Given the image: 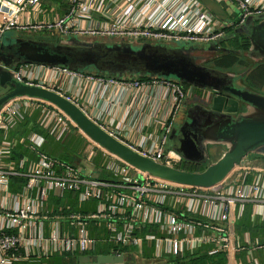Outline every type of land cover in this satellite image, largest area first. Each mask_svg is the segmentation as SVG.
I'll return each mask as SVG.
<instances>
[{"label": "built area", "instance_id": "obj_1", "mask_svg": "<svg viewBox=\"0 0 264 264\" xmlns=\"http://www.w3.org/2000/svg\"><path fill=\"white\" fill-rule=\"evenodd\" d=\"M64 2L63 15L38 19L44 0H0V40L17 30L214 43L250 17L264 16V0L233 1L239 13L230 23L218 20L198 0ZM9 70L19 83L64 96L141 155L176 167L167 154L168 134L181 107L195 97L194 86L185 89L162 78L120 80L37 64ZM108 90H116L119 98L104 96ZM35 114L44 133L56 140L79 130L56 106L36 98L16 97L0 110V264L56 254L93 255L100 245L117 256L142 253L145 247L158 259L188 258L198 251L209 256L248 251L258 264L253 253L264 249V243L248 232L239 236L235 224L247 207L253 226L264 223V167L245 162L217 186H185L143 173L82 131L92 143L70 163L45 151L48 140L39 132L12 136L27 115ZM23 144L30 156L16 158ZM105 172L117 178H107Z\"/></svg>", "mask_w": 264, "mask_h": 264}, {"label": "water", "instance_id": "obj_2", "mask_svg": "<svg viewBox=\"0 0 264 264\" xmlns=\"http://www.w3.org/2000/svg\"><path fill=\"white\" fill-rule=\"evenodd\" d=\"M205 9L224 23L231 16L215 0H198ZM259 19V20H257ZM257 24H247L245 31L250 41L252 56L264 58V17L251 18ZM244 28L235 29L239 34ZM232 35V34H231ZM59 43L25 39L5 33L0 40V110L11 99L30 97L48 102L65 113L88 138L143 173L169 182L199 188H212L223 183L232 171L245 164L252 152H264V95L247 87H240L227 74L202 67L186 53L195 50L190 42H160L148 44L115 43L108 39H82L78 36L61 38ZM222 40V39H221ZM221 40L204 51L231 53L219 48ZM18 64H37L58 67L92 75L176 77L208 94V107L194 104L188 107L183 125H173L168 145L176 141L185 160L204 163L205 145L226 143L229 151L202 172L186 171L179 167L158 163L112 137L92 121L76 104L64 96L37 86L15 81L9 69ZM124 78V77H123ZM175 81V80H173ZM242 107L246 112H241ZM128 254L80 255L77 264H126Z\"/></svg>", "mask_w": 264, "mask_h": 264}, {"label": "rangeland", "instance_id": "obj_3", "mask_svg": "<svg viewBox=\"0 0 264 264\" xmlns=\"http://www.w3.org/2000/svg\"><path fill=\"white\" fill-rule=\"evenodd\" d=\"M236 0H225V2L222 4L223 7L228 11L229 15L231 16V18L233 17V19H236V16L239 13L237 4L235 2H233ZM60 2H62L63 4H65L64 0H60ZM260 16H253L250 17L249 19H247V21L241 26V29L244 28L242 31H240V35H244L245 37H247V32L245 31V28L248 26L247 24H257L259 19L255 20V21H251V18H259ZM264 17V16H263ZM247 25V26H246ZM240 28V27H239ZM7 33H11V34H15V35H19V37L21 38H25V39H32V40H36V41H42V42H50V43H59L61 42V38L63 37H67L64 36L58 32L56 33H47V32H20L17 30H12V31H8ZM79 38L82 39H104L101 40V43H106L108 44L109 41H107L108 39L110 40H114L115 43L117 42H124V43H131V44H150V43H160L163 41H157L154 39H147V38H143V39H137L134 37H100V36H89V35H79ZM169 42H174V41H169ZM179 42H184V41H179ZM193 45L195 46V50H187L185 51V53L193 60L195 61V63H197L198 65L205 67V68H209V69H214L220 72H223L225 74H227L228 76L234 78V80L236 81V84L240 87H247L249 89L250 88L245 81L247 72L244 68L241 67H235L232 70H219L215 67L214 65V61L217 60L218 58H220V56L222 55L220 52L218 51H204L203 48H206V46L208 48L212 47L213 44L211 42L208 43H203V42H192ZM242 60H245L251 67L255 66L256 64L262 63L264 62V58L258 57V56H252L251 52L247 51L246 53H244L241 56ZM163 78H170L171 80H175L177 81L176 77L172 76H168L166 74H162ZM114 76V75H112ZM124 77V78H123ZM122 78H119L120 80H125L127 77L128 78H133L135 80H137L138 78H158L156 76H130V75H125ZM182 83V82H181ZM191 86V85H190ZM253 90V89H252ZM256 91V90H254ZM258 92V91H256ZM260 94L264 95V88L262 89L261 92H258ZM207 95L205 91L203 90H199L197 89V92L195 94V97L190 100L188 103L184 104L181 107V110L178 112V115L176 116L175 120H174V125L176 127H181L184 123V119H185V115H186V111L188 109V107L194 105V104H199L203 107H208L209 103H207ZM241 112H246V108L242 107ZM38 115V114H37ZM26 117H34L33 116H29L27 115ZM25 117V118H26ZM37 117H34L33 119H35ZM37 120V119H36ZM25 121V119H24ZM69 133V132H68ZM65 134L60 140H56V138L54 139V137L52 138L53 141L48 143L46 145V151L48 153H51V155L56 156L58 158H62L65 160H69L71 155L74 154H78V155H84L85 152L87 151V149L89 148V146L91 145L92 142L88 141L87 139L84 138L83 134L81 133L80 130H78L76 133H69V134ZM20 137H24V136H20ZM206 147V152H207V160L204 163H201L203 166V170H206L210 165H213L214 163L218 162L224 155L225 153H227L229 151V145L226 143H213V144H207L205 145ZM48 149V150H47ZM179 150V148H178ZM51 151V152H50ZM58 151V153H57ZM185 159H182V162ZM246 162H250L256 166H262L264 167V152L263 151H257V152H252L247 156ZM97 163H101V157L100 155L97 158ZM201 171V172H202ZM105 176L107 178H117L115 175L105 172ZM264 250V249H262ZM260 250V252H264ZM59 256H62L60 254H58ZM64 255H68V254H64ZM254 257H258L260 260V263L264 264V256L260 253H258V256H254ZM65 259H69V258H65ZM65 259H54L55 263L57 264H77L76 260H74V262L69 259V260H65ZM134 264H141L140 262L134 261ZM51 263H54L53 261Z\"/></svg>", "mask_w": 264, "mask_h": 264}, {"label": "trees", "instance_id": "obj_4", "mask_svg": "<svg viewBox=\"0 0 264 264\" xmlns=\"http://www.w3.org/2000/svg\"><path fill=\"white\" fill-rule=\"evenodd\" d=\"M55 1V0H54ZM56 1H60V0H56ZM232 34V35H231ZM250 41L247 37H245L244 35H240V34H235V30L231 29L228 31V35L226 36V38L222 39L221 42L218 44L219 48H226L228 50L231 51V53H226V52H220L222 55L220 56V58H218L217 60L214 61V65L217 69L219 70H232L235 67H241L244 68L247 72L245 81L246 84L252 88L253 90H256L258 92H261L262 89L264 88V62L256 64L255 66H250L245 60L241 59V56L246 53L247 51H249L250 49ZM96 76H102V77H106V78H115V79H119L116 76H112V75H96ZM151 78H138L137 80L139 81H149ZM125 80H135L133 78H126ZM181 85L187 89L190 87L189 84L186 83H181ZM34 117H38L37 114L34 115ZM34 117H26L25 121H23L22 123L19 124V126L16 128V131L12 132V136H26L29 132H39L43 135L46 136L47 138V143H50L53 141L52 137L46 135L43 131V129L37 124V118L33 119ZM73 134V133H72ZM47 145V144H46ZM29 149L26 146V144L23 145H19V152L16 153V158H20L23 157L25 155H29L30 153L28 152ZM45 151H46V146H45ZM75 155V154H74ZM71 155L69 160H65L62 159L66 162H70V163H75L78 161V158L76 159V161L72 162L75 159V156ZM179 167L183 170L186 171H192V172H201L203 170V166L201 163H196V162H191L188 160H184L183 162H181V164L179 165ZM13 182H19L20 185H22L24 183V180L21 179H14ZM60 203V202H58ZM73 209L74 211L78 210V207L76 205V202L73 201ZM249 219V215H245V218L243 219L244 221H246V226H245V230L250 229L249 224L247 225V223L250 221ZM242 220L241 224L244 222ZM250 223V222H249ZM252 223V222H251ZM240 224V223H239ZM241 226H244V224L239 225L238 227V231L241 232ZM251 226V224H250ZM252 230H254V232L257 231V235H263L264 234V223H256L254 226H252ZM153 230L147 229L146 232H151ZM95 234V233H93ZM97 237H100V233H96ZM103 237H105V235L103 234ZM260 237V236H259ZM263 242V239H262ZM109 247L100 245L99 249L93 254V255H108L110 254L109 252ZM144 251H148L145 247H144ZM80 255L75 254V255H62L59 256L58 254L53 255L51 257L48 258H41V260H38L37 263H28L29 261H20V262H16L14 264H42L43 262H45L47 259L50 260L49 264H57L55 263L54 259H65L66 257L71 259L73 262L74 260H76V262H78V257ZM188 258H190L189 263L188 264H226V257L221 255H216L214 257L211 256H201V257H196V256H188ZM69 259H65V260H69ZM54 263H51V262ZM47 262V261H46ZM134 259L132 254L129 256V259L127 260L126 264H134Z\"/></svg>", "mask_w": 264, "mask_h": 264}, {"label": "crops", "instance_id": "obj_5", "mask_svg": "<svg viewBox=\"0 0 264 264\" xmlns=\"http://www.w3.org/2000/svg\"><path fill=\"white\" fill-rule=\"evenodd\" d=\"M43 10H44V13L39 15L38 19H54L58 16L63 15L66 12L67 5L63 4L60 1H56V0L55 1L54 0H44ZM232 19H233V17H232ZM115 91L114 90H108V92L106 94H104V96H107V98L108 97L109 98H115V97L119 98V95L116 96L117 94H115ZM95 98L96 97H93L92 101H94ZM179 146L180 145L177 141H176V143H174L171 146H169L168 142H167V154L170 155V157H169L170 161L173 162V164H175L176 167H179V165L182 162V159H184L178 150ZM57 153H58V151H57ZM49 154H51V153H49ZM53 155H55V154H53ZM74 156H75V159L72 162L76 161V159L79 158L78 154H75ZM245 215H249V219H250V221H249L250 223L249 222L247 223V225L249 224V227H250V229H248V230H245L246 229L245 228L246 221L243 220L245 218ZM250 216H251V209H250V207H247L245 214L242 216L241 219L238 220V222H236L235 231L241 237H244V235L248 232L252 238H254L255 240H260V242H262V239L264 240V234L263 235H257V231L254 232V230H252L253 225L251 223L252 221H251ZM242 220L244 221L242 223V224H244V226H241V232H239L238 227H239V225H242L241 224ZM258 223H260V222H258ZM250 224H251V226H250ZM263 243H264V241H263ZM262 251H264V250H262ZM258 253H260L264 256V252H260V250L253 253V255L258 256ZM205 255L209 256L206 251H198L194 256L201 257V256H205ZM219 255H221V254H219ZM222 255L226 257V264H235V261L237 263L239 262V264H256L254 262V260L251 258L250 253L248 251L242 252L240 255H236V256L225 255V254H222ZM132 256H133L134 261L140 262L141 264H188L189 263L188 260H190V258H186V257L182 258V259H175L171 256H165L161 259H158L155 257L153 250L144 251L142 253L135 250V251H133ZM211 257H214V256H211ZM254 258L256 259L258 264H262V263H260V261H259L260 259L258 257H254ZM48 259L46 260L47 262L45 261L43 263L49 264L50 260H48ZM38 260H39V258L38 259L32 258V259H29L28 263H37Z\"/></svg>", "mask_w": 264, "mask_h": 264}]
</instances>
